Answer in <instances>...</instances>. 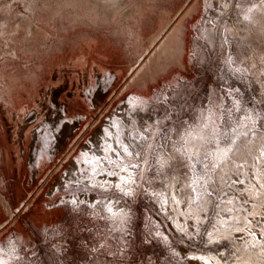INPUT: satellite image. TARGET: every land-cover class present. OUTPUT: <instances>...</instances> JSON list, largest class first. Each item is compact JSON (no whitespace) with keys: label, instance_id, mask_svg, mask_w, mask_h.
<instances>
[{"label":"rangeland","instance_id":"1","mask_svg":"<svg viewBox=\"0 0 264 264\" xmlns=\"http://www.w3.org/2000/svg\"><path fill=\"white\" fill-rule=\"evenodd\" d=\"M132 1L0 0V264H264V0H191L128 83L95 27L182 0Z\"/></svg>","mask_w":264,"mask_h":264},{"label":"crops","instance_id":"2","mask_svg":"<svg viewBox=\"0 0 264 264\" xmlns=\"http://www.w3.org/2000/svg\"><path fill=\"white\" fill-rule=\"evenodd\" d=\"M129 3H133V1L129 0ZM190 3L191 0H182L174 6H170V14L171 9L173 11L171 16L167 14L166 8L161 10L158 18L162 21L164 20L165 25L157 32H153L154 34H152L151 37H148L149 31H147V27H143L142 23L138 20L139 17L135 16L134 6L126 7L128 3L124 6L123 19L118 28H113V31L109 30L105 33L103 28L95 27V31L98 32V34L95 32V36L98 38L96 43L102 49H104L103 47H109V49H115L116 47L115 50H118L117 47H124L123 41H126L129 47H126L125 50L137 53L136 57L133 56L127 63L115 60L113 67L121 68V72L114 70L117 78L116 80L123 81L128 77V79L130 78L128 83H131L135 79L134 71L144 60L147 59L146 62L150 63L152 60H156L158 58L157 54L163 51H182V47L186 46V33L184 19L182 17L189 8ZM130 26L137 27L136 35L122 31ZM140 51L143 52L141 56L139 55ZM101 64H103V62H101ZM145 66L146 64L143 65L142 68ZM1 223L2 221H0V229L4 227Z\"/></svg>","mask_w":264,"mask_h":264},{"label":"bare ground","instance_id":"3","mask_svg":"<svg viewBox=\"0 0 264 264\" xmlns=\"http://www.w3.org/2000/svg\"><path fill=\"white\" fill-rule=\"evenodd\" d=\"M36 156H37V151H36V148L34 147L33 148V152H32V157H33V160L36 159ZM33 162V161H32ZM34 163V162H33Z\"/></svg>","mask_w":264,"mask_h":264}]
</instances>
